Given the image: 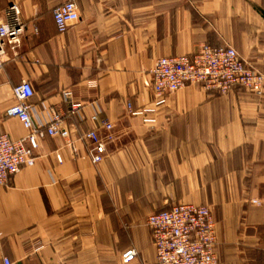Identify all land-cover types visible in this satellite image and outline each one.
I'll return each mask as SVG.
<instances>
[{
	"label": "crops",
	"instance_id": "0c3cea01",
	"mask_svg": "<svg viewBox=\"0 0 264 264\" xmlns=\"http://www.w3.org/2000/svg\"><path fill=\"white\" fill-rule=\"evenodd\" d=\"M68 1L79 21L60 34L52 13ZM10 5L22 33L0 72V135L28 133L6 116L22 81L32 123L54 110L70 134L40 138L34 165L0 187V264H121L130 248L132 264H155L146 219L178 204L212 210L217 264H264V93L185 86L153 122L130 114L151 107L158 58L202 44L264 75V0H0V23ZM106 123L113 142L93 165L82 136Z\"/></svg>",
	"mask_w": 264,
	"mask_h": 264
},
{
	"label": "built area",
	"instance_id": "2783aa9c",
	"mask_svg": "<svg viewBox=\"0 0 264 264\" xmlns=\"http://www.w3.org/2000/svg\"><path fill=\"white\" fill-rule=\"evenodd\" d=\"M3 15L4 21L0 23V72L6 50H14L20 45L22 33L19 10L15 5L7 7ZM52 16L60 34L79 21L77 7L70 1L55 8ZM149 74L153 97L151 107L130 113L143 115L146 123L153 122L149 114L163 107L170 95L185 86H198L221 97L229 95L235 86L256 96L264 93V75L249 67L227 45L213 47L202 44L191 55L158 58ZM13 94L15 104L7 109L6 116L17 119L28 133L20 140L0 135V187H6L22 168L34 165L40 138L48 136L67 140L70 134L62 116L54 110L46 125L35 126L32 123L29 100L34 93L29 82L22 81ZM91 121L96 122V117L93 116ZM102 128L107 132L105 136H100L96 129L82 136L90 144L88 158L93 165L103 161L107 144L113 142V126L106 123ZM55 158L58 163L62 162L60 155L56 154ZM252 203L259 204L257 201ZM146 226L155 251V264H217L216 221L209 206L178 204L168 211L149 215ZM137 260L138 253L134 248L120 256L121 264H132ZM2 264L13 263L4 258Z\"/></svg>",
	"mask_w": 264,
	"mask_h": 264
}]
</instances>
